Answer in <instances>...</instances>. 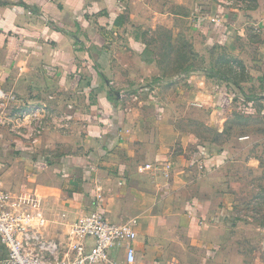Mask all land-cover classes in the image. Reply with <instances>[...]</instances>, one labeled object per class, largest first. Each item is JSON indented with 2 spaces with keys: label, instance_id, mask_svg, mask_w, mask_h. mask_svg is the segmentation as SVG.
<instances>
[{
  "label": "crops",
  "instance_id": "1",
  "mask_svg": "<svg viewBox=\"0 0 264 264\" xmlns=\"http://www.w3.org/2000/svg\"><path fill=\"white\" fill-rule=\"evenodd\" d=\"M148 1L0 0V90L54 115L33 143L0 129V184L40 197L44 241L63 246L54 238L98 212L135 221L133 264H264V221L241 219L229 171L254 132L227 139L234 120L264 119V44L247 45L243 27L264 37V0L246 15L182 0L187 30L170 27L196 54L223 50L242 81L214 60L167 74ZM105 264H126L124 247Z\"/></svg>",
  "mask_w": 264,
  "mask_h": 264
},
{
  "label": "rangeland",
  "instance_id": "2",
  "mask_svg": "<svg viewBox=\"0 0 264 264\" xmlns=\"http://www.w3.org/2000/svg\"><path fill=\"white\" fill-rule=\"evenodd\" d=\"M180 1L182 0L148 1V4H154V23L157 24L154 29L153 37L155 39L153 38V45L156 54L160 57L161 66L166 68V73L178 74L185 72L184 69L188 64H193L196 69L205 68L207 70V63L214 60L216 64H219L224 75L233 71L235 75H238L236 80H245L247 76L245 70H242L237 61L222 58L223 50H219L215 55L210 53L204 54V56L193 51L192 46L185 41L181 34L187 30L186 24L182 22V16L187 14L189 6H186L187 2ZM175 2H180V6L175 5ZM215 2L246 15L250 10L256 8L258 0H215ZM172 25L176 26L177 31H182L178 35L177 33L173 35L174 40L170 28ZM243 27L249 29L247 36L250 39L246 37L247 45H250V40L260 45L264 44V37L258 34L259 30L255 24L245 20ZM246 51L248 61L252 62L255 51L252 49H246ZM245 88L250 87L244 85L242 89ZM255 89L259 90L260 93L264 92L263 86H255ZM7 105L9 106L0 109V129L8 131L16 140L20 139L33 143L36 138L42 135L46 123L54 120L53 113L45 104L31 103L29 105L28 103L15 104L8 102ZM259 105L257 104V107ZM36 112V116L30 115H35ZM234 121L232 122L233 131L227 133L229 141L233 136L254 132L249 145L240 146L235 150L233 157L235 158L234 161L238 163L229 167L230 173L235 174L233 178L238 182L235 183L233 189L236 190L237 194L236 198L240 209L239 216L243 221L249 219L250 221L262 222L264 221V119L256 118L252 126L247 125L242 120L236 119V123ZM250 158L253 159V164H248ZM65 234L66 232H63L61 237L54 239L63 238L64 236L66 239L67 234Z\"/></svg>",
  "mask_w": 264,
  "mask_h": 264
},
{
  "label": "built area",
  "instance_id": "3",
  "mask_svg": "<svg viewBox=\"0 0 264 264\" xmlns=\"http://www.w3.org/2000/svg\"><path fill=\"white\" fill-rule=\"evenodd\" d=\"M13 99L0 90V109ZM40 209L38 195L12 193L0 184V244L5 250L0 264H105L109 251L121 246L126 264L134 263L135 221L117 224L98 212L82 213L69 225L62 246L40 238L37 228L44 223Z\"/></svg>",
  "mask_w": 264,
  "mask_h": 264
},
{
  "label": "trees",
  "instance_id": "4",
  "mask_svg": "<svg viewBox=\"0 0 264 264\" xmlns=\"http://www.w3.org/2000/svg\"><path fill=\"white\" fill-rule=\"evenodd\" d=\"M247 98H248V97H245V96H244V97H242V99H243L244 101H246V100H247Z\"/></svg>",
  "mask_w": 264,
  "mask_h": 264
}]
</instances>
